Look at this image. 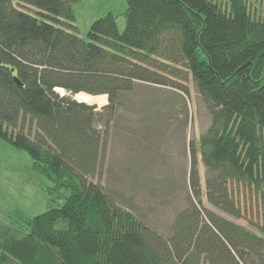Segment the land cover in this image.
<instances>
[{
  "label": "trees",
  "instance_id": "obj_1",
  "mask_svg": "<svg viewBox=\"0 0 264 264\" xmlns=\"http://www.w3.org/2000/svg\"><path fill=\"white\" fill-rule=\"evenodd\" d=\"M77 1L0 0V140L53 180L50 208L0 224V264H264V214L254 232L203 207L196 170L199 156L206 199L227 215L242 217L240 191L264 208V19L248 0H126L122 31L108 12L82 38ZM189 75L210 118L187 144L190 193L166 237L99 183L94 105L109 123L137 86L187 95L172 77Z\"/></svg>",
  "mask_w": 264,
  "mask_h": 264
},
{
  "label": "rangeland",
  "instance_id": "obj_2",
  "mask_svg": "<svg viewBox=\"0 0 264 264\" xmlns=\"http://www.w3.org/2000/svg\"><path fill=\"white\" fill-rule=\"evenodd\" d=\"M252 13L264 19V0H248ZM126 0H79L72 4L79 36L86 37L90 24L102 14L116 16L119 31L125 25ZM184 85L188 94L179 89L138 84L137 90L124 98L114 118L105 123L106 105H94L98 113L97 129L108 137L106 156L99 183L124 208L163 236L170 235L173 220L186 207L190 193L188 183L189 140H197L209 125V115L189 75L187 80L172 77ZM61 95L71 96L64 89ZM201 203L218 215L257 232L264 208L260 200L247 198V192H235L241 218H234L210 205L204 185L205 168L196 159ZM53 180L33 168L29 154L0 140V224L11 225L10 214L18 210L28 218L51 207L49 188Z\"/></svg>",
  "mask_w": 264,
  "mask_h": 264
},
{
  "label": "water",
  "instance_id": "obj_3",
  "mask_svg": "<svg viewBox=\"0 0 264 264\" xmlns=\"http://www.w3.org/2000/svg\"><path fill=\"white\" fill-rule=\"evenodd\" d=\"M0 63H1V61H0ZM14 80L16 81V83H18L20 85V82L16 77L14 78Z\"/></svg>",
  "mask_w": 264,
  "mask_h": 264
},
{
  "label": "crops",
  "instance_id": "obj_4",
  "mask_svg": "<svg viewBox=\"0 0 264 264\" xmlns=\"http://www.w3.org/2000/svg\"><path fill=\"white\" fill-rule=\"evenodd\" d=\"M110 12V11H109ZM110 13H112V12H110ZM103 15V14H102ZM115 16V15H114Z\"/></svg>",
  "mask_w": 264,
  "mask_h": 264
}]
</instances>
